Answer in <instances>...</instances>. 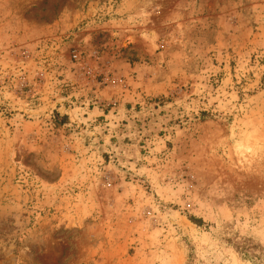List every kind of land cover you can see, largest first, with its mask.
I'll return each mask as SVG.
<instances>
[{"label":"rangeland","instance_id":"obj_1","mask_svg":"<svg viewBox=\"0 0 264 264\" xmlns=\"http://www.w3.org/2000/svg\"><path fill=\"white\" fill-rule=\"evenodd\" d=\"M0 264H264V0H0Z\"/></svg>","mask_w":264,"mask_h":264},{"label":"trees","instance_id":"obj_2","mask_svg":"<svg viewBox=\"0 0 264 264\" xmlns=\"http://www.w3.org/2000/svg\"><path fill=\"white\" fill-rule=\"evenodd\" d=\"M249 248L245 246V244L243 246H241V251L244 253V255L248 254V250ZM250 253V252H249ZM251 254V253H250ZM251 256L253 257L254 255L251 254Z\"/></svg>","mask_w":264,"mask_h":264}]
</instances>
